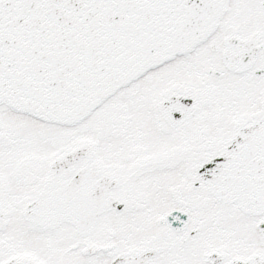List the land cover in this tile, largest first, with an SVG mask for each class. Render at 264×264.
Masks as SVG:
<instances>
[{
	"label": "snow or ice",
	"instance_id": "obj_1",
	"mask_svg": "<svg viewBox=\"0 0 264 264\" xmlns=\"http://www.w3.org/2000/svg\"><path fill=\"white\" fill-rule=\"evenodd\" d=\"M0 264H264V0H0Z\"/></svg>",
	"mask_w": 264,
	"mask_h": 264
}]
</instances>
